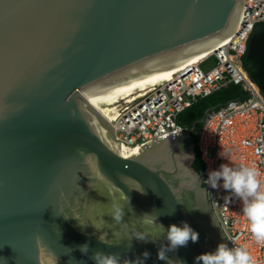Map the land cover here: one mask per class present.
<instances>
[{"label": "water", "instance_id": "1", "mask_svg": "<svg viewBox=\"0 0 264 264\" xmlns=\"http://www.w3.org/2000/svg\"><path fill=\"white\" fill-rule=\"evenodd\" d=\"M244 2L0 0V264H238L193 166L216 106L124 155L88 95L233 35ZM243 65L264 96V23Z\"/></svg>", "mask_w": 264, "mask_h": 264}, {"label": "built area", "instance_id": "2", "mask_svg": "<svg viewBox=\"0 0 264 264\" xmlns=\"http://www.w3.org/2000/svg\"><path fill=\"white\" fill-rule=\"evenodd\" d=\"M264 23V0H245L230 39L142 95L115 106L110 122L121 152L184 129L179 115L198 100L233 83L246 97L212 108L199 131L198 151L210 204L232 243L238 264H264V96L243 65L249 37ZM213 59V64L207 62Z\"/></svg>", "mask_w": 264, "mask_h": 264}, {"label": "bare ground", "instance_id": "3", "mask_svg": "<svg viewBox=\"0 0 264 264\" xmlns=\"http://www.w3.org/2000/svg\"><path fill=\"white\" fill-rule=\"evenodd\" d=\"M228 39H230V36L204 43L167 67L111 91L88 95V99L110 121L115 115V106L119 101L134 100L136 98L135 95H142L144 93L143 91L149 87L148 84L157 83L161 79H166L188 63L198 61L200 58L210 54Z\"/></svg>", "mask_w": 264, "mask_h": 264}, {"label": "trees", "instance_id": "4", "mask_svg": "<svg viewBox=\"0 0 264 264\" xmlns=\"http://www.w3.org/2000/svg\"><path fill=\"white\" fill-rule=\"evenodd\" d=\"M240 97H246V93H244L242 87L233 83H229L227 86L221 88L220 90L216 91L215 93L211 94L210 96L204 99L198 100L191 107L184 110L179 115L178 121L184 126L185 129L190 128L195 121L200 120L203 117L205 111L208 108L221 105L230 99ZM202 125L203 122H199L196 125L195 131L191 133V140L195 143L196 150V157L193 166L198 172H201L202 170V162L196 143Z\"/></svg>", "mask_w": 264, "mask_h": 264}, {"label": "rangeland", "instance_id": "5", "mask_svg": "<svg viewBox=\"0 0 264 264\" xmlns=\"http://www.w3.org/2000/svg\"><path fill=\"white\" fill-rule=\"evenodd\" d=\"M206 64H207V66H211L213 64V59H211V61H208Z\"/></svg>", "mask_w": 264, "mask_h": 264}]
</instances>
